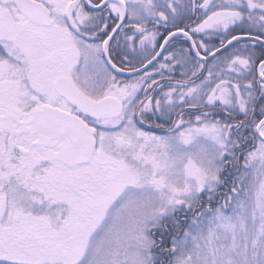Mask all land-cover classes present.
I'll return each mask as SVG.
<instances>
[{"label": "snow or ice", "instance_id": "obj_1", "mask_svg": "<svg viewBox=\"0 0 264 264\" xmlns=\"http://www.w3.org/2000/svg\"><path fill=\"white\" fill-rule=\"evenodd\" d=\"M0 264H264V0H0Z\"/></svg>", "mask_w": 264, "mask_h": 264}]
</instances>
